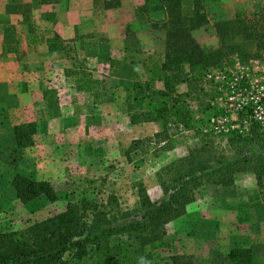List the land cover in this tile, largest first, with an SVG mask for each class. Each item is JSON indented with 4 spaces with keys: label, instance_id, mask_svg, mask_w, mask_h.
Segmentation results:
<instances>
[{
    "label": "rangeland",
    "instance_id": "obj_1",
    "mask_svg": "<svg viewBox=\"0 0 264 264\" xmlns=\"http://www.w3.org/2000/svg\"><path fill=\"white\" fill-rule=\"evenodd\" d=\"M204 1L200 0L209 23L192 32L204 48L218 46L215 21L232 19L237 13L249 19L264 14L262 0H248L241 8H229L225 2L210 6V0ZM117 2L97 0L94 33L90 28L87 40H71L66 45L56 42L55 56L41 59L42 65L55 67L41 70L38 78L34 76L38 82L29 81L31 87L20 89L33 94L31 100L23 97L22 111L16 107L0 111L4 128L0 232L22 231L63 212L68 200L81 197L97 201L114 197L123 211L136 216L139 192L145 191L152 202L162 200L165 192L160 183L169 179L164 169L185 157L197 142L192 131L176 128L169 118L165 134L161 121L140 122L137 115L136 122L129 118V108L132 114L147 111L148 100L126 98L117 87L122 77L129 73L133 79L153 83L154 91H163L162 77L173 75L157 71L164 59L168 18L159 0H144L137 8L118 6L112 14H105L108 5ZM92 35L97 39L88 41ZM228 63L223 69L211 70L193 89L177 80L173 85L178 94L188 93L183 101L193 121L213 134L209 137L218 150L224 149L231 133L245 134L251 120L264 128V58ZM153 102L158 105L157 100ZM11 104L15 106V100ZM15 122L37 124L34 145L19 152H12ZM17 173L49 182L56 199L42 196L21 203L11 186ZM165 232L160 246L148 248L151 258L146 264H168L176 255L191 256L201 264H224L228 251L236 246L252 248L254 264H262L264 183L259 188L253 174L245 172L236 174L230 187L203 186L185 213L165 225Z\"/></svg>",
    "mask_w": 264,
    "mask_h": 264
},
{
    "label": "trees",
    "instance_id": "obj_2",
    "mask_svg": "<svg viewBox=\"0 0 264 264\" xmlns=\"http://www.w3.org/2000/svg\"><path fill=\"white\" fill-rule=\"evenodd\" d=\"M113 4L107 8L119 6V2ZM159 4L168 20L164 24V59L157 71L173 75L162 77L165 78L163 91H154L153 83L133 79L129 73L120 79L117 87L124 90L126 98L149 102L147 111L132 114L128 107L132 122L161 121V133L165 134L169 118L176 128L192 131L197 139L185 157L164 169V175L169 176L167 181L160 183L165 197L152 202L142 190L139 192L140 211L136 216L123 211L114 197L106 201L86 197L70 199L61 213L35 222L22 231L0 232V264H140L141 258L146 264L151 258L148 248L162 244L166 235L165 225L185 213L186 206L195 200L196 192L203 186L230 187L236 174L250 172L256 185L262 187V123L251 120L245 134L231 133L226 137L224 149L218 150L209 137L213 134L202 131L199 129L202 125L198 127L193 121L183 101L188 93L178 94L173 85L177 80L193 89L192 85L206 78L211 70L223 69L234 59L240 63L263 59L264 14L249 19L237 13L232 19L215 21L213 28L218 46L204 48L192 35L193 31L209 23L200 0H159ZM121 70L126 69L122 67ZM152 97L158 105H152ZM136 115L141 118L134 119ZM12 130V152L34 145L37 134L35 122L17 124ZM1 149L0 143V154ZM11 186L21 203L42 196L49 201L56 199L53 186L47 181L32 180L17 173ZM168 264L201 263L191 256L176 255L169 259ZM224 264H254L252 248H231Z\"/></svg>",
    "mask_w": 264,
    "mask_h": 264
},
{
    "label": "crops",
    "instance_id": "obj_3",
    "mask_svg": "<svg viewBox=\"0 0 264 264\" xmlns=\"http://www.w3.org/2000/svg\"><path fill=\"white\" fill-rule=\"evenodd\" d=\"M210 1V6L215 2H225L229 8H241L248 0ZM96 4L97 0H0V111L7 110V107L22 111L23 97L31 100L33 94L20 89L31 87L28 86L29 81L38 82L34 76L38 78L41 70L55 67L42 65L41 59L55 56L56 42L66 45L71 40H87L90 28V32L94 33ZM143 4L144 0H120L119 6L137 8ZM113 11L115 7L108 8L105 14H112ZM92 36L88 41L97 39ZM28 73L31 78L25 77ZM7 90L10 93H4ZM14 100L15 106L11 104ZM2 127L0 123V141L3 140Z\"/></svg>",
    "mask_w": 264,
    "mask_h": 264
},
{
    "label": "clouds",
    "instance_id": "obj_4",
    "mask_svg": "<svg viewBox=\"0 0 264 264\" xmlns=\"http://www.w3.org/2000/svg\"><path fill=\"white\" fill-rule=\"evenodd\" d=\"M140 264H144L143 258H141V262H140Z\"/></svg>",
    "mask_w": 264,
    "mask_h": 264
}]
</instances>
